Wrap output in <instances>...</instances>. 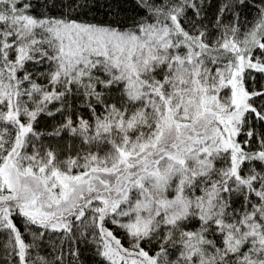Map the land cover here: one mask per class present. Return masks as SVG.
Listing matches in <instances>:
<instances>
[{"label":"snow or ice","instance_id":"6c2138e0","mask_svg":"<svg viewBox=\"0 0 264 264\" xmlns=\"http://www.w3.org/2000/svg\"><path fill=\"white\" fill-rule=\"evenodd\" d=\"M0 264H264V0H0Z\"/></svg>","mask_w":264,"mask_h":264}]
</instances>
